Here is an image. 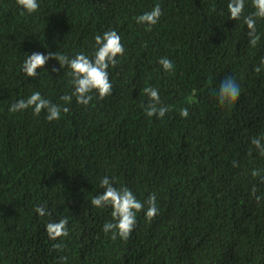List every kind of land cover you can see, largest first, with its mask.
Masks as SVG:
<instances>
[{
    "label": "trees",
    "instance_id": "obj_1",
    "mask_svg": "<svg viewBox=\"0 0 264 264\" xmlns=\"http://www.w3.org/2000/svg\"><path fill=\"white\" fill-rule=\"evenodd\" d=\"M37 3L29 14L0 0V264H264V155L251 144L264 143V67L254 71L264 19L253 47L244 23L252 0L238 21L229 0ZM157 4L162 15L147 31L137 18ZM109 30L124 54L108 68L112 94L103 100L93 91L88 106L78 104L70 69L54 59L35 78L23 71L32 53L94 60L95 37ZM165 57L172 71L159 64ZM226 77L240 87L231 106L218 100ZM145 87L168 108L162 119L147 116ZM37 91L68 113L50 122L46 110L9 111ZM105 176L145 205L128 240L102 230L115 223L111 206L91 204ZM152 194L159 214L149 220ZM64 218L69 235L49 239L46 225Z\"/></svg>",
    "mask_w": 264,
    "mask_h": 264
},
{
    "label": "clouds",
    "instance_id": "obj_2",
    "mask_svg": "<svg viewBox=\"0 0 264 264\" xmlns=\"http://www.w3.org/2000/svg\"><path fill=\"white\" fill-rule=\"evenodd\" d=\"M16 2L18 6L29 14L36 12L39 8L37 0H16ZM252 5L255 12L252 15L244 16V23L249 29L250 44L254 47L259 40L256 34V18L264 19V0H252ZM227 8L230 13L229 18L238 21L243 15L245 0H229ZM161 15V7L157 4L150 12L139 16L137 23L148 25L147 31H151L152 26L158 23ZM95 43L98 46V50L95 52L94 60L83 53L77 54L71 59L59 53L53 54L49 52L47 56L41 53H32L27 55V59L23 64V71L28 77L35 78L38 74V69H42L50 59L56 60L60 67L67 66L70 69L69 74L72 77V85L74 87L72 95L76 97V102L80 105L88 106L93 99L91 95L93 91L98 93V97L101 100L112 94L108 68L110 65L113 68L116 67L118 63L117 57H121L124 54L121 38L116 31L109 30L104 32L102 36L97 35ZM159 64L162 65L165 71H172L174 67L172 61L166 57L161 58ZM262 67H264V60L261 61V66L256 67L254 71L259 73ZM143 92L150 99V103L145 108L147 116H155L162 119L168 112V108L161 105L158 90L152 87H145ZM240 94V87L233 78L226 77L221 81L218 90V100L221 105L231 106L233 102L238 100ZM72 95H65L61 99L66 103H70ZM30 107L33 109L34 115L37 116L42 110H46V118L50 122L59 120L62 111L64 113L69 111L68 107L61 108L42 98L38 91L31 94L26 101L20 100L12 104L9 111L15 113ZM180 116L187 118L189 116L188 108L181 109ZM251 144L255 146L261 155H264V143H262L261 138H252ZM234 166H236L235 163ZM251 175L253 177L261 176V172L260 170H253ZM261 179L264 182V176ZM100 186L104 189L103 195L94 197L91 200V204L96 208L111 206V215L115 221V223H105L102 230L105 233L111 232L112 239H116L118 235L121 239L128 240L137 224V213L144 210V203L139 201L128 188L123 187L118 190L113 187L107 176L100 181ZM255 191V188H253V194H255ZM259 201L260 198L257 197V202L259 203ZM146 203L148 205L146 217L151 220L159 214L156 195H150ZM35 211L40 216L48 214L44 206H38ZM67 225V218L61 219L59 222L48 223L46 232L49 239L56 241L58 238L67 237L69 235ZM61 248L62 245L60 243L53 244L54 250ZM61 259L63 260L64 258Z\"/></svg>",
    "mask_w": 264,
    "mask_h": 264
}]
</instances>
